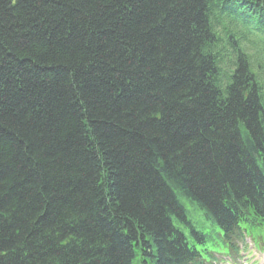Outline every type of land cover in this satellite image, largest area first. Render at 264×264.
I'll return each mask as SVG.
<instances>
[{
  "label": "trees",
  "instance_id": "obj_1",
  "mask_svg": "<svg viewBox=\"0 0 264 264\" xmlns=\"http://www.w3.org/2000/svg\"><path fill=\"white\" fill-rule=\"evenodd\" d=\"M263 228L264 0H0V264H202Z\"/></svg>",
  "mask_w": 264,
  "mask_h": 264
},
{
  "label": "rangeland",
  "instance_id": "obj_2",
  "mask_svg": "<svg viewBox=\"0 0 264 264\" xmlns=\"http://www.w3.org/2000/svg\"><path fill=\"white\" fill-rule=\"evenodd\" d=\"M246 245H247V248L244 250V253L245 252H250L254 255L257 256V258L259 259L257 262L258 264H262V261L264 259V253H262L260 255V253L258 254L255 250H253V246H252V242H251V239L248 238L246 240ZM235 256L233 255L232 258H234ZM212 264H230V258L228 256H225L222 260H219V261H216Z\"/></svg>",
  "mask_w": 264,
  "mask_h": 264
}]
</instances>
